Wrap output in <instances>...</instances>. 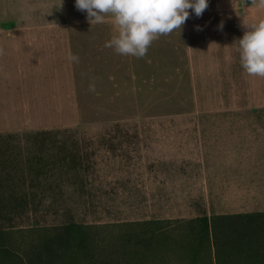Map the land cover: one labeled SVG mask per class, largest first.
<instances>
[{
  "label": "rangeland",
  "instance_id": "obj_1",
  "mask_svg": "<svg viewBox=\"0 0 264 264\" xmlns=\"http://www.w3.org/2000/svg\"><path fill=\"white\" fill-rule=\"evenodd\" d=\"M39 5L57 50L38 126L0 136V264H253L264 216L208 202L198 166L211 127L227 125L209 117L264 114V77L244 71L235 43L264 6L209 0L137 58L105 46L111 16L91 25L75 0ZM71 225L84 241L62 246Z\"/></svg>",
  "mask_w": 264,
  "mask_h": 264
},
{
  "label": "crops",
  "instance_id": "obj_2",
  "mask_svg": "<svg viewBox=\"0 0 264 264\" xmlns=\"http://www.w3.org/2000/svg\"><path fill=\"white\" fill-rule=\"evenodd\" d=\"M39 4L0 0V136L39 124L41 73L48 75V56L57 50L49 43L52 37L41 38ZM209 119L227 125L212 126L219 135L202 141L214 152L198 166L205 172L199 191L208 202L226 204L227 216L264 213V114ZM191 189L197 193L196 185Z\"/></svg>",
  "mask_w": 264,
  "mask_h": 264
},
{
  "label": "clouds",
  "instance_id": "obj_3",
  "mask_svg": "<svg viewBox=\"0 0 264 264\" xmlns=\"http://www.w3.org/2000/svg\"><path fill=\"white\" fill-rule=\"evenodd\" d=\"M259 4L264 6V0ZM208 5L209 0H75V7L87 13L91 25L111 16L117 34L106 42V47L137 58L144 57L159 36L182 28L193 13L201 17ZM244 26L243 36L235 41L240 64L249 76L264 77V19Z\"/></svg>",
  "mask_w": 264,
  "mask_h": 264
},
{
  "label": "trees",
  "instance_id": "obj_4",
  "mask_svg": "<svg viewBox=\"0 0 264 264\" xmlns=\"http://www.w3.org/2000/svg\"><path fill=\"white\" fill-rule=\"evenodd\" d=\"M261 216H264V213H255V214H242V215H238V217H243V219H245V218H250V219H253V218H256V217H261ZM206 221V223L208 222V220L206 219L205 220ZM209 228V225L207 224L206 225V229H208ZM84 230L82 229V228H80V227H77L76 225H71V226H69L68 228H66V236L64 235H60V236H58V241H59V244H63V242H75V240H76V236L78 237V236H80V240L83 242L84 241V238H85V236H84ZM73 234V235H72ZM71 235H72V237H71ZM253 238L251 237V239L250 240H252ZM234 242V241H233ZM236 243V242H235ZM258 245H261V249H259V251L258 250H256V252H255V250H254V253H256L255 254V256H254V254L252 253V255L250 256L251 258V260L252 261H254V263L253 264H264V243H262V242H259V244ZM63 246V245H62ZM78 246V245H77ZM239 249V248H238Z\"/></svg>",
  "mask_w": 264,
  "mask_h": 264
}]
</instances>
